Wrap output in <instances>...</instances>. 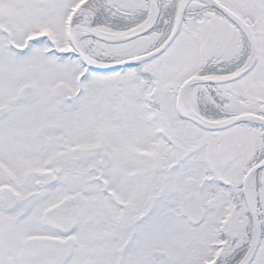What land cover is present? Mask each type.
<instances>
[{
	"label": "snow or ice",
	"instance_id": "1",
	"mask_svg": "<svg viewBox=\"0 0 264 264\" xmlns=\"http://www.w3.org/2000/svg\"><path fill=\"white\" fill-rule=\"evenodd\" d=\"M0 264H264V0H0Z\"/></svg>",
	"mask_w": 264,
	"mask_h": 264
}]
</instances>
